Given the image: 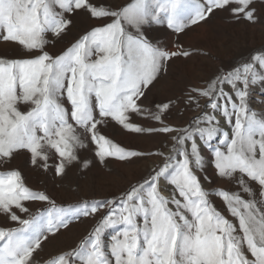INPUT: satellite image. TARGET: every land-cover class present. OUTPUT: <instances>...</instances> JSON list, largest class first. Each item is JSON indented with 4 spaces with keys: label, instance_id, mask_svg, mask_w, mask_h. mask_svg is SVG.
Masks as SVG:
<instances>
[{
    "label": "snow or ice",
    "instance_id": "snow-or-ice-1",
    "mask_svg": "<svg viewBox=\"0 0 264 264\" xmlns=\"http://www.w3.org/2000/svg\"><path fill=\"white\" fill-rule=\"evenodd\" d=\"M254 5L255 0H133L118 7L94 0H0V40L26 53L0 57V215L19 225L0 227V264H38L34 253L48 234L97 215L77 248L47 264H264V112L251 107L253 93L264 89V48L186 90L178 102L193 115L183 126L167 122L177 100L157 104L155 112L141 103L168 62L192 55L182 45L170 51L154 44L146 26L182 33L216 11L255 24ZM79 13L97 25L59 55L50 54L46 37L67 35L71 17ZM133 115L159 126L142 127ZM108 120L134 133L168 135L171 151L125 149L102 134ZM90 145L101 163L155 155L162 164L118 197L67 208L28 187L21 170L10 167L27 152L31 166L63 178L81 164L89 167L79 153ZM204 149L214 155L217 176L238 191L204 186L198 175L205 168ZM165 185L172 188L169 195ZM213 197L224 202L235 223ZM31 201L49 207L30 215Z\"/></svg>",
    "mask_w": 264,
    "mask_h": 264
},
{
    "label": "rangeland",
    "instance_id": "rangeland-1",
    "mask_svg": "<svg viewBox=\"0 0 264 264\" xmlns=\"http://www.w3.org/2000/svg\"><path fill=\"white\" fill-rule=\"evenodd\" d=\"M105 6H125L133 0H94ZM258 21L255 24L236 22L230 13L225 11L214 12L206 21L191 25L182 33H176L168 29L166 25L151 24L146 26V35L154 44L170 51H176L178 45L192 52V55L184 58H174L168 62L167 70L149 86L141 103L146 107L156 110V105L166 102L168 99L177 100V106L168 115V123L174 126H183L191 118L193 113L187 111L178 98L182 97L186 90L196 84H203L210 79L220 67H231L242 59H246L254 50L264 48V0H255ZM74 22L72 30L62 38H54L49 34L46 38L49 44L46 49L53 55H59L70 47L84 33L96 26L98 21L89 17L87 13H79L71 17ZM26 53L21 46L13 42L0 40V57L14 59L25 58ZM264 89H257L251 99V107L257 112H264ZM66 106L70 107V105ZM132 121L142 127H158L154 119L132 116ZM103 135L114 143L128 150L143 153L171 151L172 142L168 135L155 133H134L124 129L115 121L108 120L100 128ZM225 130H228L227 128ZM213 143H216L215 141ZM95 146L80 151L81 162L90 161L88 168L81 166L70 169L63 178L58 177L50 169L48 172L38 170L30 164V154L22 152L12 162L10 167L18 168L24 176L25 183L34 191H41L56 201L58 206H78L83 202L102 201L120 196L131 185L142 182L162 164V159L155 155L133 157L127 161L108 158L101 163L95 155ZM205 168L201 176L202 183L209 190L223 188L225 190L238 191L235 184H229L216 174L214 155L211 150L204 149ZM3 170V169H0ZM207 176L211 184L204 181ZM165 195L172 191L170 185L164 186ZM247 198V197H245ZM212 202L230 220L226 205L220 198L213 197ZM30 209V215H36L45 211L49 205L46 202H26ZM23 218L29 214L19 213ZM99 215L94 217H82L73 221L67 228H61L59 232L48 234L43 240L40 249L34 253L38 264L47 262L60 253L77 248L99 220ZM6 216L0 215V227H18ZM111 232L105 234L106 242L110 240Z\"/></svg>",
    "mask_w": 264,
    "mask_h": 264
}]
</instances>
